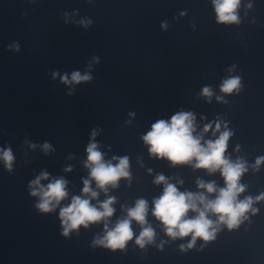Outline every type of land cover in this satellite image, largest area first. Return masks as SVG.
<instances>
[{
    "label": "clouds",
    "instance_id": "clouds-1",
    "mask_svg": "<svg viewBox=\"0 0 264 264\" xmlns=\"http://www.w3.org/2000/svg\"><path fill=\"white\" fill-rule=\"evenodd\" d=\"M213 3L218 22H238L236 10L240 0H213ZM61 79L66 84L70 82L78 84L81 81L91 80V77L88 74L81 75L80 72H73L71 81L66 75ZM239 86V77H232L223 82L221 91L231 93L233 90H237ZM203 95L211 96L210 89L205 87ZM193 120L194 117L191 113H178L171 118L170 122L161 120L153 124L152 130L143 137L144 141L150 145L149 151L155 156L166 157L173 164L190 163L195 159L194 167L207 169L210 173L220 170L224 177L226 186L219 189L214 200H208L203 193L179 192L174 185L166 181L163 175L156 178L155 183H163L165 187L163 194L154 201L153 215L163 223L167 235L170 237H186L191 234L192 241L188 247H192L197 238L205 241L214 238L213 221L207 218L209 212L218 217V223H224L231 229L239 224L240 219L253 203L251 198H246L243 201L237 200L238 195L244 191V186L239 184V179L246 171V167L241 161L232 163L224 155L231 133L224 131L214 142L207 141L202 145L201 137L193 136L195 131ZM209 127L211 125L206 126L204 131L207 132ZM216 129L219 131V124L216 125ZM50 147L47 143L43 145L45 151H48ZM87 153L88 160L85 166L90 167V177L95 180L98 188L106 191V186L115 187L120 178L129 176L127 157L120 158L119 163L115 166L111 162L105 163L102 153L97 150L95 143L88 145ZM0 159H3L5 167L11 170L14 157L10 148L0 152ZM114 159L116 158L114 157ZM262 159L264 158L258 159L257 164L261 163ZM66 170L70 171L71 169ZM42 179H48V174L42 173L31 182L30 187L33 189L31 195L40 198V202L36 205L39 211L48 213L53 211L60 201L68 196L67 182L63 178H58L44 187L40 185ZM198 187L206 189L208 193L217 192L213 183L205 184L198 181ZM82 191L92 198L98 195L97 192L92 191L89 180H84ZM257 199H264V196L257 197ZM113 203L114 198H109L98 209L90 203L89 199L74 196L71 203L61 208L59 213L64 229L62 234L67 236L70 231L78 229L81 225L87 227L90 223L111 217L114 212ZM189 211L195 212L197 215L188 219ZM146 212L147 202L143 199L137 200L135 207L128 210L127 218L118 221L112 230L107 231L102 239H98L94 243L113 250L123 249L126 242L133 237L131 221L135 220L143 226L146 223ZM105 227L107 228V225ZM153 236L154 232L151 227H145L136 243L143 247L145 242L152 241Z\"/></svg>",
    "mask_w": 264,
    "mask_h": 264
}]
</instances>
